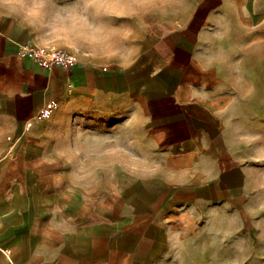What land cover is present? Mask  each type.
Returning a JSON list of instances; mask_svg holds the SVG:
<instances>
[{"label":"crops","instance_id":"0c3cea01","mask_svg":"<svg viewBox=\"0 0 264 264\" xmlns=\"http://www.w3.org/2000/svg\"><path fill=\"white\" fill-rule=\"evenodd\" d=\"M106 12L90 38L126 42L102 62L82 28L71 49L0 9V264H145L174 218L245 211L256 192L264 0ZM24 45L75 62L43 68Z\"/></svg>","mask_w":264,"mask_h":264},{"label":"rangeland","instance_id":"374dc122","mask_svg":"<svg viewBox=\"0 0 264 264\" xmlns=\"http://www.w3.org/2000/svg\"><path fill=\"white\" fill-rule=\"evenodd\" d=\"M128 1L0 0V9L33 25L39 36L71 49L75 28H82L83 50L97 53L94 58L106 62L122 58L126 41L91 39L89 27L91 22L95 26L105 21L108 7L120 10ZM258 65L264 66V59ZM253 74L259 82L264 81V71ZM258 90L264 95V90ZM252 133L249 155L257 159L258 184L245 211H209L197 219L174 218L169 222L172 229L162 233L165 242L152 249L157 254L146 258L145 264H264V120L257 121Z\"/></svg>","mask_w":264,"mask_h":264},{"label":"built area","instance_id":"2783aa9c","mask_svg":"<svg viewBox=\"0 0 264 264\" xmlns=\"http://www.w3.org/2000/svg\"><path fill=\"white\" fill-rule=\"evenodd\" d=\"M18 54L21 57L32 58L34 62L43 68L60 67L67 71H70L73 64L74 58L70 53L60 49H40L35 46L24 45L18 49ZM72 84H67V90L70 91ZM56 102H50L47 104L42 111L37 115V118H47L57 108Z\"/></svg>","mask_w":264,"mask_h":264}]
</instances>
